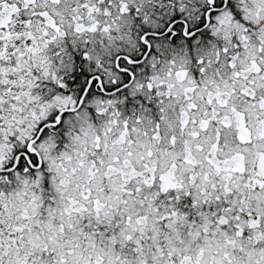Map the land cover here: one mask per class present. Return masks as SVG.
Wrapping results in <instances>:
<instances>
[{
  "label": "snow or ice",
  "instance_id": "obj_1",
  "mask_svg": "<svg viewBox=\"0 0 264 264\" xmlns=\"http://www.w3.org/2000/svg\"><path fill=\"white\" fill-rule=\"evenodd\" d=\"M0 264H264V0H0Z\"/></svg>",
  "mask_w": 264,
  "mask_h": 264
}]
</instances>
